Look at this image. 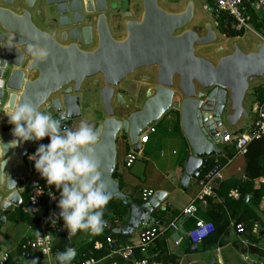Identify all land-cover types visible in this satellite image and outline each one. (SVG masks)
<instances>
[{
  "label": "water",
  "instance_id": "1",
  "mask_svg": "<svg viewBox=\"0 0 264 264\" xmlns=\"http://www.w3.org/2000/svg\"><path fill=\"white\" fill-rule=\"evenodd\" d=\"M139 1L140 13L132 4L137 0H120L119 7L118 3L113 4L112 9L122 10L123 19V33L113 36L106 16V0H46L47 5L56 6L59 14L56 25L72 26L61 33L60 41L66 43L37 28L27 9L23 8L18 14L0 6V25L13 38L10 43L9 38L6 40L0 31V79L5 81L4 88L0 89V103L4 89L10 91L0 108V141L7 144L14 139L12 125L5 115L13 103L31 101L37 110L63 117L64 122L80 115L81 93L90 96L92 87L93 92H98L105 114L96 127L99 136L95 146L96 159L106 191L111 197L129 204L128 216L123 224L124 234L133 232L142 222L161 224L150 212L163 200L165 193L158 191L149 202L139 204L130 202L129 197L120 191L118 182L112 176L118 134L126 135L133 151L138 152L142 145L138 143L141 132L172 108L174 89L178 90L182 94L180 127L191 148L181 180L185 186L190 176L197 175L195 170L205 158L221 155V137H213L215 127L204 122L208 118V114L203 117L205 97H213L215 88H218L217 100L223 103L229 93L232 113L228 116V122L233 126L247 117L243 100L249 83L264 76V42L256 43L253 51L243 52L234 41L231 52L211 62L195 54V44L213 43L217 35L209 23L203 25L205 34L202 35L186 27L194 17L191 0H187L179 12L161 8L158 0ZM4 2L12 4L13 0ZM37 2L25 0L27 8L35 7ZM40 12L41 8L38 7L37 13ZM84 14H96L93 42L92 26H77L84 21ZM30 44L46 48L47 59L43 62L33 61L26 52ZM222 49L218 47L217 51ZM8 65L12 71L8 78H4ZM150 66L157 69L156 72L149 71L152 77L144 75V83H152V86L145 91L142 106L122 120L116 119L110 105L111 98L115 96L121 107L128 108L134 96L128 98L121 92H115V88L127 77H132L137 69ZM87 79L92 82L90 87L85 88L83 83ZM207 88L210 91L205 93L203 90ZM225 102L223 105L216 104L213 112V121L224 130L222 113ZM32 142L18 144L5 153L7 163L4 171H0V222L4 220L3 212L10 206L17 207L21 202L16 186L30 176L25 155ZM59 211L56 208L53 214ZM53 214L50 220L57 222L60 218Z\"/></svg>",
  "mask_w": 264,
  "mask_h": 264
},
{
  "label": "crops",
  "instance_id": "2",
  "mask_svg": "<svg viewBox=\"0 0 264 264\" xmlns=\"http://www.w3.org/2000/svg\"><path fill=\"white\" fill-rule=\"evenodd\" d=\"M147 73L152 77V73ZM144 75L145 73L137 78L133 75L131 78L136 84V90L133 94H126L128 98L134 96V101L130 104V107L123 108L117 103L115 96L111 98L110 105L116 119L122 120L129 113L138 110L142 106L145 100V91L148 87L152 86V83H144ZM263 82L264 79H260L256 81L254 86H260ZM84 84L85 82L83 83V87H88ZM142 88H144L143 93L141 91ZM142 99L143 102L141 103ZM80 100V115L73 120L62 122V124L71 127L78 123L79 120L86 119L96 128L105 118L102 105L98 101L91 102L86 95L81 97ZM174 103L175 100L173 101L172 108L176 109L174 108ZM93 109L96 111L94 112L95 114L92 113ZM252 113L254 114V109H252ZM170 114L167 111L156 123L150 124L155 130L149 134L147 142L141 145L136 159L129 167L125 166V159L127 154L133 150V147L126 135L118 134L116 137L114 179L118 182L120 191L129 197L130 202H137L139 204L142 203L140 196L142 189H152L156 192L165 193L159 208L153 209L150 215L161 222L162 225L173 220L177 225L176 230L168 229L158 236L147 250L145 257L150 262L162 264H235V261L237 262L238 259L236 254L239 252L240 256H243L248 264L264 261V197L254 206L255 213L258 216L254 222L260 226V233L257 237H249L248 234L236 233L232 225H229L221 236H217L216 238L211 237L212 239H206L198 245H193L186 236V231L193 227L194 219L182 215L181 211L196 198L201 190V180L203 178L199 177V172L206 158L203 160L201 166L195 170L197 175L190 176L185 186L182 185L184 163L186 158L191 155V149L181 127L179 131L174 129L173 116ZM246 129L239 127L235 131H238L236 132L237 134L242 133ZM235 131L232 134H235ZM184 144L186 150L185 154H182L177 145ZM33 146H35V141L32 142L29 149ZM224 147L225 145L221 148L220 156L225 157V151H227L228 147ZM29 161L27 169L30 172V176L27 180L34 178L35 174L34 161ZM244 164L245 159L243 155L233 157L224 168V179L243 180L245 178ZM18 183L16 190L21 196L23 192H27V189L25 187L23 189L22 187L24 181ZM261 184H264V178L262 177L253 181L255 189H258ZM221 202L222 200L216 198L215 193H212L202 201H196V216L204 221H210L212 214L209 211L212 210L213 213L216 204H220ZM3 214L4 220L0 222V254L4 251L9 252L10 257L13 259L12 262L16 264H41L42 259L40 257L30 260H21L17 257L19 245L25 239L33 237L38 231V227H29L26 222L20 220L19 216L15 217L16 219H11V215L9 217L11 221H9L5 212ZM127 216L124 218L125 221ZM141 226L129 234L123 233V236L118 237L119 240L133 244L136 243L138 234L142 229ZM80 237L86 239L88 235L82 234ZM242 239H246L251 245L249 247L243 246L241 244ZM253 239L256 241H253ZM212 248L215 249V252L210 250ZM111 258L114 259L111 264H117V260L115 259H119L118 255L104 257L96 264H110L109 259ZM121 264L133 263L131 260H124Z\"/></svg>",
  "mask_w": 264,
  "mask_h": 264
},
{
  "label": "built area",
  "instance_id": "3",
  "mask_svg": "<svg viewBox=\"0 0 264 264\" xmlns=\"http://www.w3.org/2000/svg\"><path fill=\"white\" fill-rule=\"evenodd\" d=\"M209 1L212 4L209 5L210 13L213 14L216 18H218L222 14L231 17L233 19L232 27H234L236 30L243 29L244 32L246 30L254 32L253 28L249 25L248 22L249 10L258 11L264 15V0ZM255 33L258 34L256 31ZM262 41L264 42L263 37ZM217 90L218 88H215L213 97L206 96L204 99L203 108H205V110H203V117H205V114H208V118H205L204 122L210 123V127H215L216 132L214 133L213 137L220 136V144H223L225 146L234 144V157L237 155H244L247 151V145L250 141L264 137V100L254 105L253 109L255 118L251 122L249 128L242 133L232 134L227 130H224L219 125L217 126L213 121L214 107L216 106V104L223 105L225 102L224 101L223 103H220V101L217 100ZM62 125L68 126L66 124ZM151 132H154V127L148 125L147 128L143 132H141L139 136V143H146ZM30 155L31 153H27L25 155V158L27 160H30ZM136 155L137 152L133 150L127 154L125 159L126 167L131 166V164L136 159ZM230 160L231 159H228L225 164H221L217 160L212 163L210 168L205 173L204 178L201 180L200 192L198 193L196 198L181 211L182 215L189 216L194 219L193 227L186 231V236L190 239L193 245L201 244L214 231V224L211 221H204L203 219L196 216L197 207L195 206V202L202 201L206 197L214 193V190L224 180L223 171L226 164L229 163ZM26 180L24 179V185L22 187L23 189L25 187L28 191L27 204L21 205V198V202L17 207L10 206L5 211V213L9 211L15 212L19 207L22 213L27 214L30 217H34L39 211L38 205L43 196H47L51 202L58 201L59 194L55 192L52 186H48L47 184L43 185L42 181L44 179H42L39 173H37L36 171L34 174V178H29L27 181ZM37 187L41 190L38 193ZM49 193H51L52 195L50 196ZM156 194L157 192L152 189H142L140 193L141 202H149ZM228 196L232 199H237L239 196V192L237 189H231L228 193ZM52 197H55V199H53ZM123 203L126 202L123 201ZM159 206L160 203L156 208H159ZM53 212L47 217L39 215L38 231L33 237L25 239L18 247L17 257L19 259L30 260L35 257H40L42 259L41 264H59L58 260L56 259L57 253H52L53 233L68 235V231L64 226L59 224L60 219L57 222H53L50 220V216L53 214ZM104 220L106 221V227L103 230H108L110 234L105 236L104 241L95 240L93 243V247L95 249H100L105 245L109 250L110 255H118L125 260L131 259L133 264H162L150 262L145 257L146 252L151 247L153 241L158 236L162 235L166 230L177 229V225L174 220L164 225L154 224L153 221L149 224L142 222L140 224V226L142 225V229L138 234L136 243L133 244L129 242H122L121 240H119L118 236L115 235L123 233L124 223H120L118 220H115L113 218H106ZM229 225H232L236 230V233L239 234H251L252 236L257 237L260 233V226L256 222H253L250 225L249 229L245 224L236 223L234 221H230ZM241 244L245 247H249L251 245L246 239H242ZM135 250H138L143 256L141 258H134L133 253ZM12 260L13 259L10 257L9 252L4 251L0 254V264H15L12 262ZM97 262L98 260L89 257L80 260L74 259L72 261V264H96ZM253 264H264V261Z\"/></svg>",
  "mask_w": 264,
  "mask_h": 264
},
{
  "label": "clouds",
  "instance_id": "4",
  "mask_svg": "<svg viewBox=\"0 0 264 264\" xmlns=\"http://www.w3.org/2000/svg\"><path fill=\"white\" fill-rule=\"evenodd\" d=\"M12 40L9 37L10 43ZM26 52L36 62H43L48 57L47 49L39 45H28ZM4 85L5 81L0 79V89ZM5 115L12 125L11 134L14 139L7 144L0 141V160L3 161L0 171H4L7 163L4 157L9 148L47 137L49 142L38 144L29 159L34 161L35 171L46 184L59 191L56 207L60 211L53 215L62 219L68 236H73L78 231L100 234L106 227L103 217L111 196L101 180L102 173L95 153L99 136L94 125L81 119L71 127L63 126V117H53L48 112L39 111L28 100L13 103ZM222 146L223 144L221 148ZM40 191L37 187V193ZM76 255V249L68 247L58 252L56 259L59 264H72Z\"/></svg>",
  "mask_w": 264,
  "mask_h": 264
},
{
  "label": "trees",
  "instance_id": "5",
  "mask_svg": "<svg viewBox=\"0 0 264 264\" xmlns=\"http://www.w3.org/2000/svg\"><path fill=\"white\" fill-rule=\"evenodd\" d=\"M248 22L252 25V28L261 34L264 37V15L258 11L249 10L248 12ZM233 19L225 14L220 15L216 19V25L219 28V32L228 37H238L244 34V30H236L232 27ZM253 98L255 103L262 102L264 100V82L262 85L257 86L254 89ZM173 109V108H172ZM171 112V109L169 110ZM168 111V112H169ZM176 118L174 119L173 127L174 129L180 130V120H179V112H176ZM155 130V129H154ZM48 138L45 137L41 141H35V146L29 149V153H34L38 144L43 143L47 144ZM228 147L227 151H225L224 156H213L206 158L204 161L202 168L199 172V177L204 178L203 176L210 168L212 163L217 160L221 164H225L228 158H232L235 153V146H225ZM245 159L244 164V179L243 180H233V179H224L220 185L214 190L216 198L222 200L220 204H216L214 207L215 210L212 213V210L209 211L212 214L210 221L214 224V231L211 233V236L206 239H212L211 237L216 238L217 236H221L225 230L229 227V222L234 220L236 223H243L250 228V225L257 220L258 216L255 213L254 206H256L257 202L264 197V184L258 189L254 188L253 181L257 178H264V137L259 139H254L249 142L247 145V151L243 155ZM28 161V160H27ZM30 162V161H29ZM28 162V163H29ZM35 170V169H34ZM114 178V172H113ZM43 185H46V181L43 180ZM55 192L57 189L52 186ZM231 189H237L239 192V196L236 200L228 197V192ZM209 197V196H208ZM22 204H27L28 201V191L23 192L21 195ZM210 200V199H208ZM57 202H51L47 196H43L39 202L38 208L39 211L36 216L30 217L27 214H24L19 209V218L21 221H24L31 228L38 227L39 215L47 217L50 215L54 209L56 208ZM16 209V211H17ZM15 211V212H16ZM129 211L128 203H123L122 200L111 197L109 200L105 211H104V219L113 218L118 220L120 223H124V218L127 216ZM86 234L88 238L83 239L80 235ZM110 234L109 231L103 230L100 234L92 235L85 231H78L73 236H68L61 233H53V243H52V253H58L64 251L68 247L75 248L77 251L76 258L77 260L83 258L92 257L95 260H100L104 257L113 256L110 255L109 250L104 245L100 249H95L93 247V243L95 240L104 241L106 235ZM116 236H123V233ZM249 237H254L248 234ZM205 239V240H206ZM253 241H256L253 239ZM252 249V248H251ZM143 256V255H142ZM134 258H141V253L138 250H135L133 253ZM113 258V257H112ZM109 259V263L114 259ZM117 264H121L125 259L119 256V259L116 258ZM131 260V259H130ZM128 261V260H126ZM15 263V262H14ZM16 264V263H15Z\"/></svg>",
  "mask_w": 264,
  "mask_h": 264
},
{
  "label": "rangeland",
  "instance_id": "6",
  "mask_svg": "<svg viewBox=\"0 0 264 264\" xmlns=\"http://www.w3.org/2000/svg\"><path fill=\"white\" fill-rule=\"evenodd\" d=\"M106 1H107V5H108V11L106 12V16L108 19L110 32L113 36L114 35L115 36H121V33H123V26H122L123 19L121 17L122 10L119 8L116 10L112 9V6L114 3H118L117 6L119 7V4H120L119 1L120 0H106ZM186 1L187 0H158V4L163 9H166V10L168 9L171 12H179L186 5ZM191 1L193 2L194 17H193L192 21L186 27L189 29H192V30L196 31L198 34L202 35V34H205V28L203 25L205 23H209L211 28L215 31V33L217 35V40L213 43L205 44V45L195 44V54L196 55L202 56V57L210 60L211 62H216L220 56L228 54L229 52L232 51V44L234 41H236L238 43V45L240 46V48L242 49L243 52L253 51L255 49L256 43L263 42L262 41L263 36L259 33L256 34L255 31L253 32V31L246 30L242 36L234 37V38L228 37L224 34H221L218 31L219 28L216 25V19L217 18L213 14H211L210 10H209V5H212L211 2L209 0H191ZM132 4H133L134 8H136L137 11L140 13V11H141L140 1L137 0L136 3H132ZM0 6H5L7 8H10L15 13H18V14L21 13V10L23 8L27 9L31 14V20H32L33 24L37 28H39L40 30L45 31L49 34H53L54 37L58 41H60L62 31H66L67 29L72 27V26H69V28L65 27V26L60 27L59 24L56 25V22H58V20H59V14L57 12L56 6L55 5H51V6L47 5L46 0H38L35 7H33V8H27V6L25 4V0H13L12 4H7L4 2V0H0ZM38 7L41 8L40 13H37ZM95 20H96V14H91V15L84 14V21L77 25L78 27H81V26L87 25V24L91 25L92 26L93 40L95 39V36H96V34H95ZM116 25L117 26L119 25L120 27L115 29ZM249 25L252 27V25L250 23H249ZM0 31L4 35L6 40L10 37V33L8 31H6L5 29H3L1 27V25H0ZM245 35H247L248 37H246ZM60 42L66 43L65 41L64 42L60 41ZM218 47H222L223 49L220 51H217ZM156 69H157L156 66H150L148 68H139L136 71H134L133 75L136 76V78H137L138 76H141L143 73L148 74L147 72H149V71H153V72L155 71L156 72ZM11 71H12V67L10 65H8L4 78H8L9 73ZM31 76H33V74H31ZM263 77L260 79H264ZM131 78L132 77H127L126 79H124L120 83V85L116 88V92H121L125 95L127 93L133 94L136 90V84L131 80ZM260 79L252 80L249 83V88L245 92V96H244V100H243V107L247 113V117L246 118L243 117L241 120H239L233 126H231L228 122V116L232 113V107H231V99H230L229 93H227L225 108H224L223 113H222V123L225 126V129L227 131H229L230 133H232L233 131H235L239 127L242 129H246V127L250 126V123L253 121L254 114L252 113V109L254 107L255 101H254V98L252 95L254 93V89L256 88L254 85H255L256 81H259ZM175 81H177V78H175ZM91 82H92L91 79H87L85 81V84L88 87H90ZM143 89L144 88L141 89L142 93L144 91ZM90 90H91V94H90V96H88V99H90L91 102H96V101L99 102L100 98L98 96V92L97 93L93 92L92 87H90ZM95 90L96 89H94V91ZM203 91L205 93H208L210 91V89L208 90V88H207V89H204ZM9 92L10 91L8 89H4V93H3V96L1 98L0 108L3 106L4 102L8 98ZM81 94L83 97L86 93L83 92ZM181 98H182V94L178 90L174 89V100H175L174 108H176V109L171 108V112L169 111L171 113L170 115L173 116V120L176 118L175 113L179 112V110H180ZM143 99H144V97H143ZM143 99H142L141 103L143 102ZM99 103H101V101ZM92 111L91 112L93 114H95L94 112H96V111L94 109ZM0 112H1V109H0ZM53 117H57V116H53ZM236 132H238V131H235L234 133H236ZM177 147L179 148V151H181L182 154H185V150H186L185 144L184 145H177ZM25 163L28 166L27 160H25ZM56 192L59 194L58 190ZM18 212H19V209H17V211L14 213L9 211V212H6L5 214L8 217V220L11 221V219L18 217V215H19ZM11 215H12V218L10 219L9 217ZM59 224L64 226L62 219L59 220ZM210 250H213L215 252V249H213V248ZM200 252H201V250H200ZM236 255L238 256V259H237V262L235 261V264H248V262L246 260H244L243 256H240L239 252H237Z\"/></svg>",
  "mask_w": 264,
  "mask_h": 264
},
{
  "label": "flooded vegetation",
  "instance_id": "7",
  "mask_svg": "<svg viewBox=\"0 0 264 264\" xmlns=\"http://www.w3.org/2000/svg\"><path fill=\"white\" fill-rule=\"evenodd\" d=\"M116 28H118V26H117V25L115 26V29H116ZM91 39H92V42H93V36H92V38H91Z\"/></svg>",
  "mask_w": 264,
  "mask_h": 264
}]
</instances>
